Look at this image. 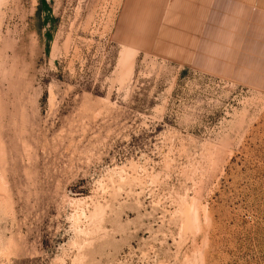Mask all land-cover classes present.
<instances>
[{
	"label": "rangeland",
	"instance_id": "1",
	"mask_svg": "<svg viewBox=\"0 0 264 264\" xmlns=\"http://www.w3.org/2000/svg\"><path fill=\"white\" fill-rule=\"evenodd\" d=\"M122 4L0 0V264H264V74L126 47Z\"/></svg>",
	"mask_w": 264,
	"mask_h": 264
},
{
	"label": "crops",
	"instance_id": "2",
	"mask_svg": "<svg viewBox=\"0 0 264 264\" xmlns=\"http://www.w3.org/2000/svg\"><path fill=\"white\" fill-rule=\"evenodd\" d=\"M115 36L204 73L264 74V0H123Z\"/></svg>",
	"mask_w": 264,
	"mask_h": 264
}]
</instances>
